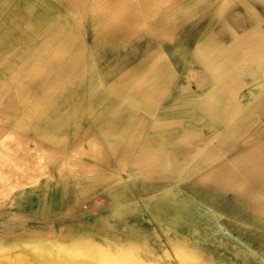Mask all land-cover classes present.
Here are the masks:
<instances>
[{
    "label": "rangeland",
    "instance_id": "1",
    "mask_svg": "<svg viewBox=\"0 0 264 264\" xmlns=\"http://www.w3.org/2000/svg\"><path fill=\"white\" fill-rule=\"evenodd\" d=\"M61 1L71 6L72 38H87L88 50L94 54L92 58L97 56L99 62L103 61L107 71L111 70L112 50L119 51L114 60L118 67L114 79L119 82L125 75L130 76L127 81L138 79V66L144 59L142 55L137 56V50L142 52L145 40L167 38L169 44L183 46L184 77L179 87L181 93L173 100L178 99L183 106L178 119L185 120L184 128L174 137L160 132L156 115H147L135 107L132 100H126L123 88L114 89L117 95L112 102V79L109 78L103 80L108 93L103 110H95V105L89 104L86 126L77 130L79 136L67 153L59 151L63 144L55 143L53 148L51 143L50 149L45 150L32 146L31 140L26 138L9 137V168L7 173L0 170V202L9 198L12 190L29 185L38 188L43 200L49 203L58 200L56 191L60 185L84 183L87 187L83 185L82 190L72 187L75 188L71 191L75 193L74 198L80 200L71 215L41 214L32 220L12 215L7 223H0V264H113L105 262L101 247H95L97 242L107 246L108 240L121 246L125 256L123 264H150L145 260L137 262L142 253L147 259H156V264H181L183 258L191 255L187 247L174 246L168 237L172 233L164 231L153 219L166 213L164 192L174 197V201L186 203L190 213L176 222L181 228L192 220L200 225V231L195 234L199 238L196 244H200L205 259H213L210 264H264V77L254 69L242 72L240 68L227 69L224 77H208L205 71L208 61L215 57L207 46V32L201 30L206 23L198 27V18L206 21L207 9L198 14L196 7L193 14V0ZM113 40L118 47L110 46ZM134 49L136 53L131 54L130 50ZM105 75L110 76L106 71ZM124 81L126 83V78ZM134 101L143 105L149 103L144 92L137 93ZM193 114L196 117L192 119ZM96 116L100 118L97 122L102 124L97 127ZM75 131L74 128L73 133ZM17 151H23L22 161L18 163L12 159L19 154ZM146 151H150L153 158L138 159ZM54 167L56 170L52 169ZM131 167L135 171L129 170ZM109 183L131 185L135 189L112 191L111 185L106 186ZM103 187L106 190L102 191ZM117 194H129L131 201L115 203L119 201ZM97 196H100L98 207ZM114 203L117 205L113 206ZM140 204H145L144 208ZM174 204L171 202L170 207ZM140 209L148 214H136L129 217L132 221H124ZM154 209L161 212L150 213ZM114 214L118 217H112ZM98 216L106 223L97 221ZM107 223L119 232L107 229ZM125 228L130 232L135 230L137 237L148 236L138 237L147 244L141 243L143 247L137 248L132 242L136 237L121 233ZM159 233L162 237H154ZM116 234L118 237H111ZM11 239L21 241L14 251L22 250L30 261L7 263L5 240ZM71 239L82 241L78 247L80 256L59 250L65 249ZM38 243L53 250L52 256L35 253L33 248ZM177 255L182 256L181 261ZM188 257L184 259L187 264L203 263L193 258L191 262Z\"/></svg>",
    "mask_w": 264,
    "mask_h": 264
},
{
    "label": "crops",
    "instance_id": "2",
    "mask_svg": "<svg viewBox=\"0 0 264 264\" xmlns=\"http://www.w3.org/2000/svg\"><path fill=\"white\" fill-rule=\"evenodd\" d=\"M191 7L193 14L196 13V7L198 14L207 9L206 21L198 18V27L206 23V27L203 26L201 30L207 32V46L215 57L208 61V69L205 70L208 77H224L227 69L235 68L243 69L242 72L254 69L264 77V0H193ZM72 25L71 6L64 1L0 0V170L6 173L9 168V137L26 138L31 140L32 146L45 150L50 149L51 143L53 148L56 147L55 143L63 144L59 151L67 153L79 136L77 130L86 126L89 104L95 105V110H103L105 95L108 94L105 92L104 79H112V102L114 95H117L114 89L118 91L123 88L126 100H132L135 107L145 114L156 115L160 132H167L169 137H174L180 135L179 132L184 128L185 120L178 119L183 106L178 99L175 102L173 100L174 96L177 98L181 93L179 87L184 77L183 46L169 44L167 38L145 40L142 52L137 50V56L142 55L144 59L138 66V79L135 82L127 81L130 76L125 75L119 82V79H114L118 73L114 60L119 51L112 50L111 70L107 71L103 61L99 62L97 56L92 58L94 54L88 50L87 38H72ZM160 27L162 29V22ZM110 46L115 48L119 44L113 40ZM130 51L131 54L136 53L135 49ZM105 71L110 76L105 75ZM124 78L126 83L123 82ZM141 92L148 96V104L134 101L136 94ZM156 111L164 113L158 115ZM196 114H193L195 116L192 119ZM98 120L100 118L96 116V127L102 125ZM172 121H175L173 125L164 127ZM150 151L144 152L138 159L153 158ZM17 152L19 154L12 158L16 159V163L21 162L23 156V151ZM52 169L56 170L55 167ZM129 170L135 171V168ZM83 185L87 187L84 183L58 186L57 191L54 189L58 200L53 199L51 203L43 200L40 190L34 185L16 188L11 191L9 198L0 202V223H7L12 215L28 217L30 220L41 214L49 217L71 215L76 208L75 203L80 200L75 199V193L71 191L78 187L82 190ZM110 185L112 191L128 192L135 189L125 184L109 183L106 186ZM137 185L134 184L139 187ZM126 195L117 194L115 197L119 201L115 203L130 202V195ZM96 200L98 207L100 196ZM115 203L113 206L117 205ZM140 205L143 208L145 206ZM150 211L161 212L160 209ZM143 213L144 216L148 214L140 209L138 213L128 215L124 221H132L129 217ZM112 217L118 216L114 214ZM97 221L104 222L101 216L97 217ZM154 235L162 237L160 233ZM142 254L138 256L147 261L153 260Z\"/></svg>",
    "mask_w": 264,
    "mask_h": 264
},
{
    "label": "bare ground",
    "instance_id": "3",
    "mask_svg": "<svg viewBox=\"0 0 264 264\" xmlns=\"http://www.w3.org/2000/svg\"><path fill=\"white\" fill-rule=\"evenodd\" d=\"M117 3V2H116ZM138 5V4H137ZM136 8V6H135ZM127 12V11H126ZM133 12V11H132ZM141 12V11H140ZM125 13V12H124ZM111 15V14H110ZM113 15V13H112ZM136 15V14H135ZM144 18V17H143ZM135 21V20H134ZM123 22V20H122ZM145 22V21H144ZM130 23V22H129ZM110 24V23H109ZM132 28V27H131ZM129 30V29H128ZM78 141V140H77ZM12 147V146H11ZM14 147V146H13ZM221 157V156H220ZM33 184V183H32ZM4 187V186H3ZM4 189V188H3ZM1 194V193H0ZM160 196V195H159ZM162 196L166 199L167 201V208H165V215H162V216H155L153 217L154 220H156L157 222H159V224L164 228V231L166 232H170L172 233L171 235H169V240L172 244H175L174 246H177L179 247L180 244H184L187 249H188V254L190 253L191 255L188 257L189 259L193 258L195 259L196 261L198 260H202L203 263L202 264H210L213 262V259L212 258H209V259H205L204 257V251L202 250V248L199 246L200 244H196V240H198L199 238L195 235L197 234L199 231H200V225L198 223H196L195 221H189L187 223H184V227L181 228V224L179 222H176V220L180 219L179 217H181L182 215H186V214H189L190 211L187 209V205L186 203H179L174 201V197L172 196H168L167 195V192L163 193ZM135 201V200H134ZM171 202H173L174 206L173 207H170V204ZM163 202H161L162 204ZM128 206V205H127ZM122 207V206H121ZM119 208V207H118ZM162 209H163V205H162ZM220 209V208H219ZM117 210V209H116ZM163 211V210H162ZM206 212V211H205ZM208 213V212H207ZM219 213V212H218ZM213 215V213H212ZM215 216V215H214ZM219 217V216H218ZM216 218V216H215ZM110 222V221H109ZM152 222V221H151ZM104 224L106 222H103ZM218 225V224H217ZM107 229H115L116 232H119V229L118 228H114L112 225L110 224H106L105 225ZM221 226V225H220ZM103 228V227H102ZM105 228V227H104ZM221 228V227H220ZM219 229V228H218ZM134 231L133 232H130L128 231V229L125 228L122 229L121 233L124 234V236H130V237H136L135 239H133L134 241H132L133 243H135V246L137 248H142L143 246L140 245L141 243L143 244H147V242L145 240H140V238H138L137 236L134 235ZM109 232V230L107 231ZM217 232V231H216ZM219 232V231H218ZM220 233V232H219ZM225 233V232H224ZM230 234V232H229ZM115 236V235H114ZM32 238V237H31ZM126 238V237H125ZM232 238V237H231ZM22 239V238H20ZM24 239V238H23ZM112 239V238H111ZM233 239V238H232ZM64 240V239H63ZM25 242H28V240L24 239ZM69 242L66 243L67 244V247L65 244V249L64 248H61L59 249L60 251H63L65 253H68L69 255L71 256H80L81 253H79L78 251V247L82 244V241L80 240H77V239H71V240H68ZM108 244L107 246L104 245V243L102 242H97V245L95 247H101L100 249L103 250V252L105 254H103L102 252H99L102 253L103 255L102 256H105L106 255V260L105 259V262H113V264H123V262H125V256H124V253L121 249V246H117L114 242L108 240ZM119 241V240H118ZM21 241H18V239H11V240H5V246H6V259H7V263L8 262H21V263H24V262H28L30 261L29 260V255H27L25 252H23L22 250H16L14 251L20 244ZM23 242V241H22ZM40 242V241H39ZM58 242V241H57ZM66 242V241H64ZM221 242V241H220ZM226 242V241H225ZM230 243V241H228ZM29 243V242H28ZM94 243V242H93ZM234 243V241H233ZM169 244V243H168ZM220 244V243H219ZM228 244V243H227ZM23 245V243H22ZM26 245V244H25ZM32 246V244H30ZM29 245V246H30ZM35 245V244H34ZM179 245V246H178ZM226 245V244H225ZM224 245V246H225ZM232 245V244H231ZM235 245V244H234ZM70 246V247H69ZM233 246V245H232ZM4 247V246H3ZM26 247V246H24ZM28 247V246H27ZM109 247V248H108ZM110 247H113V249H110ZM184 247V246H183ZM183 247L181 250H183ZM29 248V247H28ZM92 248V247H91ZM115 248V249H114ZM34 252L37 253L38 255L40 256H52L53 254V250H48V249H45L43 247V245H41L40 243H38L34 248ZM85 249V248H84ZM146 249V248H144ZM174 249L177 250V248L175 247ZM187 249H186V252H187ZM32 250V249H31ZM86 250V249H85ZM12 251H14L15 253V256L12 255ZM29 251V250H28ZM33 251V250H32ZM94 251V249H93ZM179 250H177L178 252ZM5 252V251H4ZM33 252V254H34ZM58 252V251H57ZM175 252V251H174ZM31 253V252H30ZM83 253V252H82ZM89 253V252H88ZM98 252H96L95 254H97ZM179 253V252H178ZM57 254V253H56ZM126 254V253H125ZM177 254V253H176ZM182 255V253H180ZM184 254H186L184 252ZM84 255V254H83ZM88 255V254H87ZM127 255V254H126ZM35 256V255H34ZM128 256V255H127ZM178 256V255H177ZM186 256V255H185ZM62 257V256H61ZM95 257V256H94ZM101 257V256H100ZM134 257V256H133ZM179 257V256H178ZM187 257L183 258V264H187V262L184 260L186 259ZM92 258V257H91ZM103 258V257H102ZM180 258H182V256L179 257V260ZM2 259V258H1ZM4 259V258H3ZM137 259V258H135ZM188 259V260H189ZM190 259V261H191ZM37 260V259H36ZM52 260V259H51ZM54 260V259H53ZM67 260V259H66ZM98 261V259H97ZM101 261V260H100ZM104 261V260H102ZM138 261H144V259L140 258V256L138 257L137 259V262ZM146 263H150V264H156V262H154V260H151V261H147L145 260ZM181 261V260H180ZM192 262V261H191ZM99 263V261H98ZM144 263V262H143ZM181 263V264H182ZM34 264V263H33ZM35 264H46L45 262H41V263H35ZM82 264V263H81ZM90 264H93L92 262ZM103 264V263H102ZM112 264V263H111ZM141 264V263H140ZM145 264V263H144Z\"/></svg>",
    "mask_w": 264,
    "mask_h": 264
}]
</instances>
